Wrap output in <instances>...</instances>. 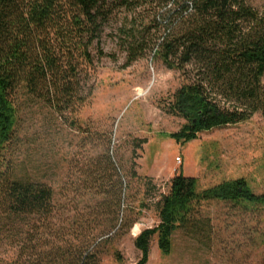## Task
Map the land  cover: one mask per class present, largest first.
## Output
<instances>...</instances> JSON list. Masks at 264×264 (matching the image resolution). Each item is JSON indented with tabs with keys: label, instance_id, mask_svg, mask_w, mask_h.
<instances>
[{
	"label": "trees",
	"instance_id": "obj_1",
	"mask_svg": "<svg viewBox=\"0 0 264 264\" xmlns=\"http://www.w3.org/2000/svg\"><path fill=\"white\" fill-rule=\"evenodd\" d=\"M141 7L149 9L150 25L142 24L141 32L126 18L120 28L130 62L155 49V58L186 79L170 105L186 123L164 138L185 146L200 133L246 123L257 113L264 118V5L255 9L247 0H0V230L17 223L21 237H38L21 245L25 254L36 255L32 264H101L100 250L110 241L104 238L128 233L136 221L128 215L120 219L123 181L109 136H96L101 145L78 171L80 177L69 180L64 207L50 186L16 175L1 151L15 136L17 95L48 106L79 128L75 116L88 100L81 73L93 64L92 47L116 11L135 13ZM212 201L257 207L264 206V195H256L243 179L199 192L196 178L176 174L157 203L158 226L135 241L142 252L137 264L148 263L155 236L167 255L178 230L205 231L196 207ZM61 208L75 215L57 219V225ZM44 236L61 238L43 250L39 237ZM21 255L14 264H31L21 262Z\"/></svg>",
	"mask_w": 264,
	"mask_h": 264
},
{
	"label": "rangeland",
	"instance_id": "obj_2",
	"mask_svg": "<svg viewBox=\"0 0 264 264\" xmlns=\"http://www.w3.org/2000/svg\"><path fill=\"white\" fill-rule=\"evenodd\" d=\"M247 2L255 9L264 5V0ZM150 14L146 7L135 13L116 11L103 26L100 40L91 50L93 64L84 66L81 73L88 100L75 116L79 128H72L48 106L20 93L15 136L1 151V158L14 165L18 177L47 184L64 207L69 180L80 177L78 171L95 158L97 145H101L96 136L111 138L124 190L120 219L128 215L136 223L128 233L104 238L110 241L100 250L101 264L139 262L142 252L135 241L141 232L158 226L157 203L168 193L176 174L196 178L199 192L243 179L256 195H264L261 113L243 124L200 133L185 146L163 137L179 132L186 123L170 111L173 97L186 79L155 58V49L130 62L126 37L120 33L126 18L135 21V29L142 32V24L151 23ZM140 140L147 142L137 149ZM68 212L61 208L54 223L72 219L74 212ZM196 212L205 231L178 230L167 255L159 249L155 236L147 264H264V206L212 201L197 206ZM4 227L0 230V264H14L21 253L19 260L32 264L36 255L25 254L21 245L38 237H21L17 223ZM59 238L39 237L42 249Z\"/></svg>",
	"mask_w": 264,
	"mask_h": 264
},
{
	"label": "built area",
	"instance_id": "obj_3",
	"mask_svg": "<svg viewBox=\"0 0 264 264\" xmlns=\"http://www.w3.org/2000/svg\"><path fill=\"white\" fill-rule=\"evenodd\" d=\"M177 161H178L179 163H181V159H180V158H178Z\"/></svg>",
	"mask_w": 264,
	"mask_h": 264
}]
</instances>
